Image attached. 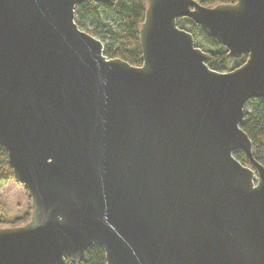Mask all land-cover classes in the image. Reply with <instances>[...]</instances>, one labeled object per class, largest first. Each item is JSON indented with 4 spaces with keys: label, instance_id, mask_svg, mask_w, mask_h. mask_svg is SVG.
Here are the masks:
<instances>
[{
    "label": "water",
    "instance_id": "water-1",
    "mask_svg": "<svg viewBox=\"0 0 264 264\" xmlns=\"http://www.w3.org/2000/svg\"><path fill=\"white\" fill-rule=\"evenodd\" d=\"M83 1L0 0V145L31 207L0 226V264L91 244L106 264H264V165L240 127L264 96V0H146L135 66L77 26ZM179 16L245 60L209 68Z\"/></svg>",
    "mask_w": 264,
    "mask_h": 264
},
{
    "label": "trees",
    "instance_id": "trees-1",
    "mask_svg": "<svg viewBox=\"0 0 264 264\" xmlns=\"http://www.w3.org/2000/svg\"><path fill=\"white\" fill-rule=\"evenodd\" d=\"M203 6L228 3L234 0H195ZM146 0H111L110 3L85 0L74 7V22L77 26L96 36L103 42V53L107 57H119L132 65H140L141 51L139 48L138 28L143 21ZM177 26L188 30L194 38L195 45L207 52L206 64L218 71L232 70L245 60L246 55L229 57L228 50L215 37L207 35L203 28L188 16L177 17ZM244 114L240 127L247 133L252 143L254 159L264 165V96L248 99L244 106ZM235 157L243 165L253 168L247 154L242 150H235ZM14 179L11 165L8 164L7 154L0 145V183ZM1 207V206H0ZM23 217L13 223L28 220L31 207ZM8 224V220L0 214V225ZM11 222V224H13ZM62 264H106L104 248L98 244H91L86 249L79 262L72 261L69 256L64 257Z\"/></svg>",
    "mask_w": 264,
    "mask_h": 264
},
{
    "label": "rangeland",
    "instance_id": "rangeland-1",
    "mask_svg": "<svg viewBox=\"0 0 264 264\" xmlns=\"http://www.w3.org/2000/svg\"><path fill=\"white\" fill-rule=\"evenodd\" d=\"M28 201L29 197L26 194L25 188L17 180L11 179L10 181L0 183V214H3V217L8 220V224L2 223V225H15L16 223L14 224L13 222L23 217L24 213L28 210V207H26ZM25 221L27 220L17 224H24Z\"/></svg>",
    "mask_w": 264,
    "mask_h": 264
}]
</instances>
